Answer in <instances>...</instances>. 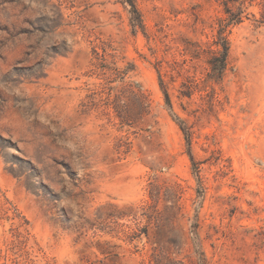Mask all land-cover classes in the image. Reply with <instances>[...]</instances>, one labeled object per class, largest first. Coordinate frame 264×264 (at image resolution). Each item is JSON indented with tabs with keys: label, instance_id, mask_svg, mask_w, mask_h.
I'll list each match as a JSON object with an SVG mask.
<instances>
[{
	"label": "rangeland",
	"instance_id": "obj_1",
	"mask_svg": "<svg viewBox=\"0 0 264 264\" xmlns=\"http://www.w3.org/2000/svg\"><path fill=\"white\" fill-rule=\"evenodd\" d=\"M132 2L0 0V264H264V0Z\"/></svg>",
	"mask_w": 264,
	"mask_h": 264
},
{
	"label": "trees",
	"instance_id": "obj_2",
	"mask_svg": "<svg viewBox=\"0 0 264 264\" xmlns=\"http://www.w3.org/2000/svg\"><path fill=\"white\" fill-rule=\"evenodd\" d=\"M122 1H123L124 4L128 3L130 5V13H131V16H132L131 20H132V24H133L134 28H136L137 26L142 27L140 14H139L135 4L132 2V0H126V1L122 0ZM231 1L232 2H236V0H231ZM228 2L229 1H227V3ZM227 3H226V5H227ZM227 13H229V17L227 18L228 23L229 24L234 23V18H233L232 13L230 12V10L228 8H227ZM238 17L239 18H238V20H236V22L240 21V15ZM227 56H228V48H227V46L225 44V45H223V51H221L219 53V55L216 56L214 58V61L211 63L213 73L215 75H217L219 78H221L223 73H224V70H225V67H226V63H227ZM166 99H167L168 105L171 108L170 100H169L167 94H166ZM187 139H188V142H190L188 134H187Z\"/></svg>",
	"mask_w": 264,
	"mask_h": 264
}]
</instances>
